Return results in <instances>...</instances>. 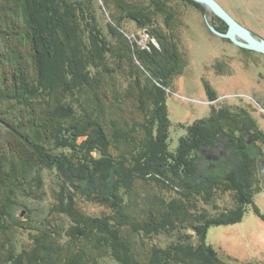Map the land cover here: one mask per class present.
Here are the masks:
<instances>
[{"label":"trees","instance_id":"1","mask_svg":"<svg viewBox=\"0 0 264 264\" xmlns=\"http://www.w3.org/2000/svg\"><path fill=\"white\" fill-rule=\"evenodd\" d=\"M182 1L199 5L0 0V127L13 136H0V264H98L106 256L120 264H228L208 243L209 229L242 222L251 206L264 219L254 200L263 191L254 151L264 132L249 110L211 105L207 116L179 124L187 133L172 147L167 99L188 66ZM129 22L148 34L149 47L131 36ZM226 138L227 164L208 167V147ZM47 167L59 185L54 210L74 223L67 240L58 223L37 227L11 216L18 204L32 211L17 195L43 191ZM83 191L105 195L111 212L76 209ZM228 193L235 207L210 213L206 205ZM22 228L35 233L28 231L33 246L19 250ZM162 233L177 238L166 247L150 241Z\"/></svg>","mask_w":264,"mask_h":264},{"label":"rangeland","instance_id":"2","mask_svg":"<svg viewBox=\"0 0 264 264\" xmlns=\"http://www.w3.org/2000/svg\"><path fill=\"white\" fill-rule=\"evenodd\" d=\"M194 1L199 5L183 1L176 4L182 11L183 20L179 24V30L182 39L181 46L186 53L188 66L183 74L173 82L167 99L172 120V147H176L179 138L187 133L186 128L179 124L181 122L192 123L198 118L207 116L211 105H215L216 108L225 105L245 107L252 113L259 128L264 132V53L236 44L224 35L229 28L227 22L204 3ZM218 1L254 35L264 39V0ZM98 17L103 28L108 31V18L104 9L98 8ZM211 26L221 34L215 32ZM128 30L132 33V37L139 36L140 42L149 47V36L145 31L133 22L128 23ZM153 40L159 46L156 39ZM227 69H230V73H227ZM205 80L215 89L218 98L216 101H210L207 96ZM14 107L13 110L16 108ZM0 136L5 143L8 140L11 141L13 137L6 131L3 123L0 127ZM257 144L262 147L256 149L257 153L254 149L253 151L254 155L260 158L259 167L263 191L257 193L254 200L264 213V145L261 142ZM229 147L231 144L228 138L218 139L216 144L209 146L205 154L209 159L208 167L210 165V168H215L224 161L227 164V158L232 155V149ZM42 177L43 191L36 192L32 196L24 195L19 191L17 195V200L24 202L32 211L18 204L12 207L11 216L16 220L30 221L33 226L37 227L45 226L44 224L49 227L50 222L55 225L58 223L62 230L63 240H67L69 237L66 232L74 223L67 212L59 213L54 210L57 202L59 203L56 195L59 185L55 170L44 168ZM85 188L86 185L83 184L81 189L85 190ZM102 197L98 194L85 195L84 192L78 196L76 200L78 203L74 206L95 217L110 213V208L101 202L107 197L104 195L101 200ZM206 206L210 213L216 214L228 208H234L235 199L228 193L218 196L213 204ZM55 225L52 227L55 228ZM28 231L35 233V230L22 228L16 234L14 241L19 250L29 246L32 242V234ZM176 238L177 234L162 233L154 236L150 241L166 247ZM207 240L214 246L217 256L228 264H264V219L255 213L253 206L242 222L211 227ZM98 264L120 263L113 256H106L101 258Z\"/></svg>","mask_w":264,"mask_h":264},{"label":"water","instance_id":"3","mask_svg":"<svg viewBox=\"0 0 264 264\" xmlns=\"http://www.w3.org/2000/svg\"><path fill=\"white\" fill-rule=\"evenodd\" d=\"M207 5L229 25L224 34L241 47L264 53V39L254 35L246 26L241 24L218 0H197ZM211 28L220 33L215 27ZM221 34V33H220Z\"/></svg>","mask_w":264,"mask_h":264}]
</instances>
